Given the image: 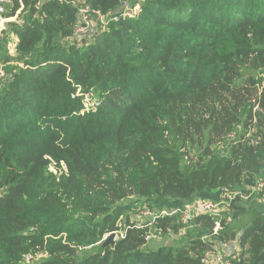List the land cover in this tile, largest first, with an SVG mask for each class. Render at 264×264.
Returning a JSON list of instances; mask_svg holds the SVG:
<instances>
[{"label": "trees", "instance_id": "16d2710c", "mask_svg": "<svg viewBox=\"0 0 264 264\" xmlns=\"http://www.w3.org/2000/svg\"><path fill=\"white\" fill-rule=\"evenodd\" d=\"M22 1L0 36V264H202L234 243L231 264H264V0ZM79 4L106 17L92 36ZM229 193L244 227L147 246L185 228L163 212Z\"/></svg>", "mask_w": 264, "mask_h": 264}, {"label": "built area", "instance_id": "2783aa9c", "mask_svg": "<svg viewBox=\"0 0 264 264\" xmlns=\"http://www.w3.org/2000/svg\"><path fill=\"white\" fill-rule=\"evenodd\" d=\"M20 4L23 5V1L19 0ZM13 0H0V36L1 32L5 29V25L8 22H17L19 24H23V22H18V15L20 14L22 8L17 12V15L13 18H7L6 14L8 12V9L10 6H12ZM79 15H80V23L78 24L75 35L78 37H84V36H92L94 33H96L97 24L96 21L98 19L102 20L103 24H107L106 17L103 15V13L99 10H94L91 8L90 5L86 4H79L78 6ZM141 6L137 5L135 8L130 9L128 11H124V16L126 17H135L137 16L138 12L140 11ZM115 20H119L118 17L115 18ZM9 76L7 75L4 67L0 65V80L7 79ZM89 99V98H88ZM88 99L86 98V102H88ZM95 106H98V103H94ZM251 195L253 194H264V179H259L255 186L251 190ZM239 193H229V198L233 199L238 195ZM149 215H153V213H146ZM174 215H180V222L185 226L184 229H188V226L191 224V222L196 219L197 217H200L201 215H210L211 217L218 219V221L221 220V211L218 209V205L215 202L212 201H196L193 204H189L185 207L183 210L174 211L172 213L163 212L162 216H174ZM221 223L217 222L216 226L214 228V233L217 234L220 230ZM120 228H122L120 226ZM142 228V227H141ZM116 235V239L119 237H124V232L121 230V232L113 233ZM112 235V234H111ZM110 235L105 236L103 241L107 240V238ZM152 238V235H148L146 240L149 242V240ZM83 247H79L78 251H83ZM43 255H38V257H34L33 255H27L25 257L26 263H33L35 260H38ZM234 259L237 258V256H233ZM230 256L226 255V252L222 251L221 248L218 245L212 246L209 250H207L204 253L202 264H231L230 262Z\"/></svg>", "mask_w": 264, "mask_h": 264}, {"label": "rangeland", "instance_id": "374dc122", "mask_svg": "<svg viewBox=\"0 0 264 264\" xmlns=\"http://www.w3.org/2000/svg\"><path fill=\"white\" fill-rule=\"evenodd\" d=\"M123 6H124V11H128V10L132 9V7L129 3H125V4H123ZM100 23H102V20L98 19L96 21V24H97L96 29H99ZM95 101H96V99L94 97L89 98L88 102H87V107L89 108L91 105H94ZM253 133L254 132L251 133V136L253 135ZM51 171L56 173L54 167H51ZM249 197L250 196L245 197V200L248 199ZM231 199L232 198H229V195L225 194L222 196V198L219 202H216V204L218 205V209L221 211V219L226 220V223H225L226 226L225 227L232 226L233 224H235L236 227H238V228L244 227L245 225H247V222H248L247 217L240 216V217H238V219L235 222L232 220L231 216H229L227 214L231 210V204L234 201V200L232 201ZM146 213H152V212L148 209H142V210L140 209V210L136 211V214L134 216H137V218L140 220L143 217H151L152 216V215H149ZM218 222L221 223V220ZM220 226L221 227H220L219 232L222 231L223 229H225V228H223L222 224ZM217 234H215L214 232L210 233V231L206 227L191 225V224L188 226V229L182 230L179 235H175L172 232L165 235L164 233L156 232V230L153 229L151 231L152 238L149 240L147 246L152 248V249H157L161 246L179 247V246H182L184 243H186L188 241L189 237H191L193 239L202 238L205 240H212L217 236ZM229 251H236L237 257H239V254H241L243 252V250L238 248L237 243H234L233 245H229V248L227 249L226 255L230 256ZM35 263L36 262L29 263V264H35ZM26 264H28V263H26Z\"/></svg>", "mask_w": 264, "mask_h": 264}, {"label": "water", "instance_id": "95a60500", "mask_svg": "<svg viewBox=\"0 0 264 264\" xmlns=\"http://www.w3.org/2000/svg\"><path fill=\"white\" fill-rule=\"evenodd\" d=\"M116 238V235L115 234H112L109 236V238L107 239V241L105 243H108V242H113Z\"/></svg>", "mask_w": 264, "mask_h": 264}]
</instances>
